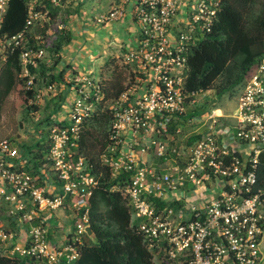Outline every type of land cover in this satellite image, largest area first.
<instances>
[{
	"label": "built area",
	"instance_id": "obj_1",
	"mask_svg": "<svg viewBox=\"0 0 264 264\" xmlns=\"http://www.w3.org/2000/svg\"><path fill=\"white\" fill-rule=\"evenodd\" d=\"M10 1L0 0V71L21 48L20 77L30 90L31 68L47 57L44 30L55 21L51 8L65 0H26V28L14 36L3 32ZM223 1L139 0L132 13L136 43L124 57L138 78L113 107L110 143L100 162L110 167L113 191L126 195L144 244L160 264H259L262 257L264 193L256 190L255 169L264 152V59L250 72L232 115L206 110L194 141L177 139L194 122L190 109L200 110L197 98H206V91L186 87L188 52L211 31ZM125 13L119 6L97 21L106 25ZM57 26L65 28L59 21ZM69 81L71 102L65 101L60 114L65 117L49 130L56 182L46 178L40 185L23 170L28 161L21 150L10 139L0 141V196L16 219L13 229L0 224V241L12 246L11 256L41 264H75L80 258L99 183L92 164L76 153L80 126L95 109L94 95L101 98L99 84L82 74ZM58 90L56 84L37 88L30 103L41 104ZM67 203L74 223L56 242L50 230Z\"/></svg>",
	"mask_w": 264,
	"mask_h": 264
},
{
	"label": "trees",
	"instance_id": "obj_2",
	"mask_svg": "<svg viewBox=\"0 0 264 264\" xmlns=\"http://www.w3.org/2000/svg\"><path fill=\"white\" fill-rule=\"evenodd\" d=\"M260 0H224L218 20L210 32L188 52V72L186 87L191 91L217 90L220 98L239 86H244L252 69L264 59V6L261 13L251 15L247 8L254 7ZM63 7L51 8V16L58 19ZM66 16V17H65ZM63 15L62 22L69 14ZM65 17V18H64ZM28 18L26 0H11L3 23V32L14 36L25 30ZM60 32L48 37V26L44 30L47 39L46 60L31 68L35 75L33 89H22L27 110H39V106L30 103L37 88L49 84L58 85L53 109L46 121L48 134L41 136L20 150L27 159L23 170L30 171L39 184L43 185L49 172H53L49 159V130L60 121L55 118L64 108V103L72 87L65 76V69H58L62 61L61 52L73 40L69 29L61 27ZM43 31V29H42ZM50 36V33H48ZM53 38V41L51 40ZM33 43V41H31ZM18 48L10 54L0 71V118L3 107L17 87L25 83L20 77L22 66ZM125 55L109 56L98 68V84L101 98L96 99L94 112L86 117L80 126V140L76 153L92 164V172L99 179L98 186L90 200V224L95 231L98 243L86 236V244L75 264H154L155 255L149 251L138 228V220L128 206L126 195L113 191L116 183L111 169L100 162V155L110 143L111 125L114 119V105L120 97L136 82L138 74L133 66L125 61ZM55 95L52 97L54 99ZM51 99L48 100L50 102ZM51 104V103H49ZM48 104V107H49ZM206 108L196 112L200 115ZM193 116V113H189ZM177 125V123H175ZM175 128L171 129L173 131ZM41 134L42 133H38ZM196 136L189 140L191 144ZM44 171V173H43ZM256 172V190L264 193V152L259 157ZM45 179V180H44ZM0 264H41L35 259L0 253ZM166 264V263H161Z\"/></svg>",
	"mask_w": 264,
	"mask_h": 264
},
{
	"label": "crops",
	"instance_id": "obj_3",
	"mask_svg": "<svg viewBox=\"0 0 264 264\" xmlns=\"http://www.w3.org/2000/svg\"><path fill=\"white\" fill-rule=\"evenodd\" d=\"M90 1H92V3H95V7L92 10H89L91 6V4H89ZM138 3L139 0L64 1L62 13L60 12L58 21L65 27L66 30H70L73 35V40L62 50V61L58 65V69H65V76L68 78V80H70L77 74L91 76L95 78V80H98V69L95 73L89 72V70L80 72L76 62H79L81 59L84 60L86 58L85 56H87L91 52H94L93 55H96V57L102 56L101 58L105 59V57H107V54L103 47L98 45L99 42L107 43L111 48H116L117 51L112 52L110 56H118L120 54L125 55L130 49L135 46L138 25L134 21L132 13L134 12ZM119 6L125 7L126 13L122 18L110 22L106 25L101 24L97 21L98 17L110 12L111 10H114ZM90 11H92V13L94 12V14L92 15ZM66 14H69V17L68 19L64 20V22H62L63 15L65 16ZM91 27H95L97 31H107V37H105L103 32H91ZM114 37L117 40H114ZM95 48H99L102 50L95 51ZM71 90L72 87L70 88L69 93L71 92ZM56 186L58 187V183L56 184ZM73 216V210L70 203H67L66 206L62 209V215H58V213H56V217H58V225H54L50 230L51 238L53 241L60 242L62 241V239H64L68 228H70L74 223ZM0 220H3V225L8 229H13L16 226V219L15 217L9 215L8 208L1 200V196ZM11 250L12 246L9 243L0 241L1 254L11 255Z\"/></svg>",
	"mask_w": 264,
	"mask_h": 264
},
{
	"label": "rangeland",
	"instance_id": "obj_4",
	"mask_svg": "<svg viewBox=\"0 0 264 264\" xmlns=\"http://www.w3.org/2000/svg\"><path fill=\"white\" fill-rule=\"evenodd\" d=\"M89 4H91L89 10H92L95 7V3H92V1H90ZM263 6L264 0H260L254 7L247 8V11L251 15H258L259 13H261ZM90 13L92 15L94 14V12L92 13V11H90ZM58 20L59 18L56 19V21H54L51 25H48V29L51 30L50 36L47 33L48 37L51 38L55 36L60 32V29H62L57 26ZM90 31L93 33L103 32L105 37H107V31H97L95 27H91ZM51 40L53 41V38ZM114 40L117 39L114 37ZM98 45L103 47L107 54V57H105V59H102V56L96 57V55H93L94 52L89 53L87 56H85L86 58L84 60L81 59L79 62H76L80 72L89 70V72L95 73L98 67L105 62V60L110 56V54H112V52L117 51L116 48H111L107 43L99 42ZM96 50L100 51L102 49L95 48V51ZM242 87L243 86L241 85L234 89V91L223 94L220 98L217 96L216 88L210 89L205 93L206 98H203L204 94L200 95L197 98L199 101L198 109L206 108V110H209L211 108H217L224 115H232L238 106V101L243 90ZM22 89L23 83H21L17 87V89H15L14 92L9 96L3 107L2 115L0 118V141L4 139H10L14 143V145L17 146L19 149H23L22 147L24 145H30L34 143L35 140L40 139L41 136L48 134L46 121L50 114V111H52L53 109L54 101L57 99V96L55 95L57 94L56 92L53 94V96L55 95L54 99L52 98L50 102H48L49 96L44 95L43 101L41 102V104H38L39 110L28 111L27 105H29V103L27 104L25 102V96H23L20 92ZM215 99H217V104L212 106L211 108H208V105L212 103ZM66 101L69 105L71 102V96L69 94L66 98ZM64 109L66 108L64 107ZM191 111L192 110L190 109V114L192 113ZM61 113H63V111L59 113L58 117H56V115L55 118L62 120L65 117V113L63 115H60ZM191 117H195L194 122L183 126L182 132L177 135V139L182 144L188 142L190 137L194 136L195 133L198 131L199 127L201 126L199 122V115L193 114V116ZM39 132L42 133V135L38 134ZM47 178L52 181L54 180L55 182L57 181L54 172H49L47 174ZM56 213H58V215H62V209L56 211ZM0 224H3V220H0ZM26 226L29 227L28 222L26 223ZM154 264H160V261L155 259Z\"/></svg>",
	"mask_w": 264,
	"mask_h": 264
},
{
	"label": "water",
	"instance_id": "obj_5",
	"mask_svg": "<svg viewBox=\"0 0 264 264\" xmlns=\"http://www.w3.org/2000/svg\"><path fill=\"white\" fill-rule=\"evenodd\" d=\"M202 37H205V36H202ZM216 104H217V99H215L212 103H210L208 105V108H211L212 106H214ZM86 233H87L88 237L92 240L93 243L99 242L97 235H96V233L93 230L91 225L87 226ZM260 250H261L262 257H261L259 264H264V235H263L262 240L260 242Z\"/></svg>",
	"mask_w": 264,
	"mask_h": 264
},
{
	"label": "bare ground",
	"instance_id": "obj_6",
	"mask_svg": "<svg viewBox=\"0 0 264 264\" xmlns=\"http://www.w3.org/2000/svg\"><path fill=\"white\" fill-rule=\"evenodd\" d=\"M219 114H221L220 110L217 111Z\"/></svg>",
	"mask_w": 264,
	"mask_h": 264
}]
</instances>
